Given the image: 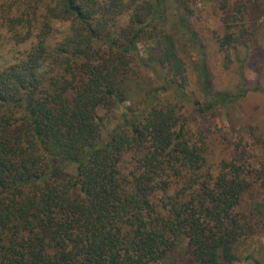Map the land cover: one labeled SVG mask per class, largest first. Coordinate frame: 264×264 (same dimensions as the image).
<instances>
[{"label": "trees", "instance_id": "obj_1", "mask_svg": "<svg viewBox=\"0 0 264 264\" xmlns=\"http://www.w3.org/2000/svg\"><path fill=\"white\" fill-rule=\"evenodd\" d=\"M190 4L0 0V264H237L264 230L250 90L214 87Z\"/></svg>", "mask_w": 264, "mask_h": 264}, {"label": "rangeland", "instance_id": "obj_2", "mask_svg": "<svg viewBox=\"0 0 264 264\" xmlns=\"http://www.w3.org/2000/svg\"><path fill=\"white\" fill-rule=\"evenodd\" d=\"M190 1L189 8L194 11V17L190 23L205 45L206 61L214 76V87L220 91L234 90L243 78L250 90L239 102V109L234 120L236 127H239L241 123L249 124L255 129L258 127L259 132L264 133V0ZM170 6L173 4L166 8L169 15L172 12ZM237 9H240L241 13H238ZM241 29L246 31L237 48L219 52L218 38L230 32L236 33ZM189 46L193 47V43ZM188 54L195 57L194 51L188 50L185 55ZM244 58L245 61L240 68L238 61ZM208 117L210 124L212 123L213 135L221 141V135H224L228 126L224 112L216 111ZM204 124L208 123L204 121ZM253 190L252 188V193ZM259 221H261L260 226H264V217ZM179 253L176 250L172 254L171 264H180ZM237 256V264H264V230L243 242L238 247Z\"/></svg>", "mask_w": 264, "mask_h": 264}]
</instances>
